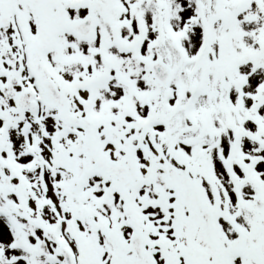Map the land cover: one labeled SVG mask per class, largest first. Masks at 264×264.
Masks as SVG:
<instances>
[{"label":"rangeland","instance_id":"1","mask_svg":"<svg viewBox=\"0 0 264 264\" xmlns=\"http://www.w3.org/2000/svg\"><path fill=\"white\" fill-rule=\"evenodd\" d=\"M147 6L151 7L152 15H158V6L154 3L150 4L147 1L146 4V0H121L116 16L120 11H125V17L121 15V19L124 17L122 21L128 26L122 29L123 39L119 40V44L115 40L117 45L111 47H116V51L121 52L123 46H131V40H134V45L137 41L140 42L138 53L141 58H138L134 51L127 50L126 52L133 56L135 61L127 66L130 71H123L125 79L130 82L134 76L141 80L140 85L138 83L137 85L136 81L125 85L124 93L119 92L121 99L115 108L106 101V94H104L108 89L106 84L103 85L101 91L91 93L94 101H83L80 103L82 107L77 104L76 106L83 115L82 119L96 128V144L106 157L119 158L122 151H139L133 158L138 156L143 166L142 169L147 168L148 164L153 161L161 163V156H166L175 163L180 160L186 164L187 168L192 167L188 175H193L195 179L193 183L205 184L204 189L209 191L210 195L207 200H204L202 190L198 188L197 198L192 202L193 205L200 200L201 202L197 204V209L192 204L189 205L193 210H199L200 214L201 203H206L211 214L219 217L221 228H223L221 233L226 234V264H255L248 257L249 254L245 260L242 259V254L237 248L242 243V235L248 234V239L252 233L256 241L249 243L250 247L247 249L264 252V45L261 43L264 40V0H178L177 3L175 0H169L162 8L168 12L171 11L173 15L171 14L172 17L166 16L165 22L158 29L155 26L158 23V17L155 16V21L147 18L145 12L148 11ZM176 7L178 13L174 15ZM26 16L29 19L33 18L31 12L26 13ZM17 18L24 20L25 15L19 13ZM218 25L224 31L220 32ZM154 27L156 31L153 30ZM204 27L210 28L213 32V47L206 63L201 65L202 68L198 70V74L192 76L190 72L195 69L194 59L200 55L201 30ZM161 29L164 32L160 34ZM11 33V31H5L3 34L4 37H9ZM143 34L149 36L145 37ZM159 38L164 41L172 39L176 44L172 52L168 50L165 55L163 50L165 45L157 42L159 46L157 51L160 50L164 57H161V54L155 55V52L151 50L150 42ZM169 46H171L170 43L165 47ZM0 49L1 59L11 62L12 59L4 43L0 44ZM170 54L176 56L190 70L182 78L174 79L167 90L159 92L158 87L150 80L147 65L158 58L169 64L167 59ZM251 56L257 58L256 63L248 62ZM51 58L57 70L67 75V78L72 77L73 80L74 77L77 83L83 81L85 75L92 74L81 72L82 65H77L81 59L70 60L62 56L61 59ZM97 60L99 63L93 65L95 69L93 72H104L106 66L103 57ZM84 61L85 59L82 60ZM48 62L51 63V60L49 59ZM20 66L24 71L28 70L25 65ZM88 67L92 68V64L90 63ZM39 70L41 75L48 76L47 68L44 70L39 68ZM110 71L112 72L113 69ZM34 76V74L24 76L27 83L10 82L0 86V103L12 100V105L9 102L12 110L9 115L14 120H19L18 123L21 124L20 121L28 114V111L33 114V109L39 106L41 112L38 123H45V130L42 133L45 150L37 152L40 162L35 167L36 169H31L28 176L29 181L27 179V188L21 189L18 186L6 165L8 163L5 158L6 153L12 152L5 151L3 146L0 148V209L11 215L8 218L10 222L7 229L0 222V227L3 229L0 230V264H64L61 249L53 239L54 227L50 226L51 221L44 224L42 218L41 224L36 222V215L44 214L46 210V205L41 206L40 201L38 205L36 200L51 198L63 204L66 194L72 193L69 202L71 206L78 209L73 208L72 210L81 212V227L85 231L84 241L88 242V249L90 248L95 254L100 253L102 246L108 244V241L99 233L93 215L91 217L93 211H98L102 218L110 221L121 223L124 220V223H127L124 205L120 199H115L113 196L105 197L107 195L101 196L107 184L100 177L93 180L88 190L83 192L78 189L77 192L80 193L86 205L82 210L76 206L77 200H73L77 197L73 194L77 187L75 177L78 175L79 179L83 175L84 161L93 162L87 157L83 146L87 134L73 129L69 131L70 136H66L69 135L66 133V126L53 111L44 113L42 104H33L31 100L35 92H26L25 86L32 87L33 83L35 85ZM39 78L40 76L36 75V80ZM113 81L115 85H120L115 77ZM205 82H208V88L202 99L203 105L212 110L215 104H220V110L212 111L208 115V119L212 120L211 124H204L203 127L193 125L191 128L186 120L185 122L179 121V126H176V131L179 132H173L177 133L178 137L176 134H170L174 130L167 122L172 114L170 111L167 113L159 111L155 120L151 119L145 124L133 120L134 115L131 112L138 111L140 106L143 108V105L135 104L134 98L141 101L139 96L148 94L152 96L154 93L160 103L167 101L168 104L175 100L182 102L191 95L193 89H198ZM142 86L147 90L144 94L140 93ZM155 89L158 92L154 91ZM67 91L69 89L63 90L67 93V105L70 107L75 104V98ZM93 95H97L99 101H96ZM126 99L133 102L127 109L123 107ZM87 103L94 105L96 103L97 122L87 117L90 116L87 114L88 111L94 112L93 109L88 108ZM194 114L197 115L195 110ZM144 115L145 112H142L141 116ZM137 117H139L138 114ZM34 120L35 118L30 115L28 121ZM149 128L151 131H149L148 138L138 149L134 150L141 131ZM154 129L156 131L162 129L163 136L158 138ZM181 129H187V131L182 133ZM205 135H207L209 144L203 141ZM56 137L63 138V149H59L54 144ZM174 140L179 141L173 142ZM164 146L165 148L167 146V149H174L178 146L180 151L169 153L167 151L172 150H165ZM35 147L37 148V145ZM20 150L13 151V153L18 156L19 152H22ZM156 151L159 152L156 153ZM198 151H204L205 155L199 154ZM216 153H221V158L224 160L223 166L219 167L216 163ZM42 157L50 162L51 168L56 167L53 174L49 172L51 168L45 169L44 162L41 161ZM77 164L78 167H76ZM145 175L144 170H140L139 176ZM219 190L224 193L216 197V191ZM15 197H17L16 201L13 200ZM174 197L176 195L171 194V200L155 209L154 213L160 215L164 211L163 216L172 217L171 226L179 231L176 222L182 218V212L177 207ZM17 202L22 206L19 210L15 208ZM137 204L141 203L137 202ZM165 225L168 226V224ZM165 225L160 224L158 227H165ZM204 228L207 229V226ZM203 236L207 244H214L215 238L212 235L203 232ZM258 237L260 241H257ZM201 238L203 237H200V240ZM220 241L224 242L223 239ZM83 242L74 241L73 247H81ZM219 254L222 253L219 252ZM97 257L100 263H108V258L101 253Z\"/></svg>","mask_w":264,"mask_h":264},{"label":"bare ground","instance_id":"2","mask_svg":"<svg viewBox=\"0 0 264 264\" xmlns=\"http://www.w3.org/2000/svg\"><path fill=\"white\" fill-rule=\"evenodd\" d=\"M150 15V14H147V16ZM10 31L12 32V36H15V33H14V29L11 27ZM12 44L17 46L18 43L16 41H12ZM264 44V43H262ZM35 50V47L34 46H31V49H30V57L32 58V54ZM37 58H35L36 60ZM171 62L174 63L173 59L171 60ZM196 66L199 67L198 65V61H197V64ZM179 69V70H178ZM177 69V76H181L183 73H182V70L180 69V67ZM184 75V74H183ZM97 84V81H93L91 83V88L95 87ZM7 107H8V104H7ZM155 109H159V105H156V108ZM180 110V114L183 116L182 119H184V116L186 115V112H185V105H184V111L183 109L181 108V106H179L178 108V111ZM178 111H176L175 114H173V117H177L178 116ZM169 119L170 122L173 120V119ZM15 127L13 125H11L10 123H8L7 121H5L4 119H2L0 117V138H5V137H11V139H15V138H18V146L20 148H24V147H28L29 146V143L30 141H33V137L31 135H29V126H27L25 128V134L23 135V137H20L19 136V131L17 129H14ZM217 158V159H216ZM215 160H216V163L219 165H224V163H222V159H221V153H216L215 155ZM12 169L13 171L15 172V176L17 175L18 173V170L20 169V166L19 165H13L12 166ZM70 198V196H66L64 198V201L63 203H66L68 201V199ZM37 201V204L40 205L39 201L41 202V206L42 205H46V210L44 212V214H41V215H36L37 219H44L45 221L47 220H52L54 219V223H62L63 222V226H64V229H59L58 230V238L59 237H62L64 235H66V231L68 230H72L76 233V226H71L69 225V218H68V210L65 209V210H62V203L59 202L58 200L55 201L51 198L49 199H44V200H36ZM39 206V207H41ZM22 207V206H21ZM69 207H71L69 205ZM37 208V207H36ZM72 209V207H71ZM79 216V213H77V217ZM0 222H3V219L0 217ZM55 225V224H54ZM5 228L7 229V226L5 225ZM0 230H3L1 229L0 227Z\"/></svg>","mask_w":264,"mask_h":264}]
</instances>
